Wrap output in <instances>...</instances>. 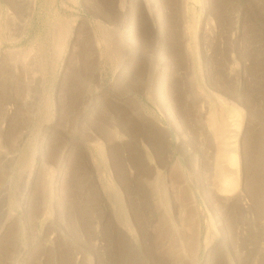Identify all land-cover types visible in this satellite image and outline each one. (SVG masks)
Segmentation results:
<instances>
[{"label":"rangeland","instance_id":"374dc122","mask_svg":"<svg viewBox=\"0 0 264 264\" xmlns=\"http://www.w3.org/2000/svg\"><path fill=\"white\" fill-rule=\"evenodd\" d=\"M27 3L0 0V264H264V0Z\"/></svg>","mask_w":264,"mask_h":264},{"label":"bare ground","instance_id":"6f19581e","mask_svg":"<svg viewBox=\"0 0 264 264\" xmlns=\"http://www.w3.org/2000/svg\"><path fill=\"white\" fill-rule=\"evenodd\" d=\"M28 1V6L26 7V10L24 12V17H26L25 19V24L27 23V25L29 24V21L30 19L32 18L33 14H34V10H35V0H27ZM173 1V0H172ZM175 1V0H174ZM188 0H184V4H185V7H186V10H187V6H186V3H187ZM150 3V1H149ZM168 3V1H167ZM175 3V2H174ZM170 4H173V3H170ZM123 7V5H122ZM109 9V8H108ZM149 9V8H148ZM185 10V11H186ZM124 16V15H123ZM123 18V17H122ZM106 20L108 22H111V19L109 17H106ZM143 21V19H142ZM143 23H145L144 25H146L145 27L147 28V23L146 21L144 20ZM107 36V35H105ZM104 36V37H105ZM109 37V36H108ZM107 39V38H105ZM106 42V41H105ZM109 45V44H108ZM116 53V52H115ZM27 56V55H25ZM25 56H22L21 59H25ZM222 133V132H221ZM224 160L226 161L227 165L230 166V167H236L237 166V161H238V154L237 153H232V152H228V154L226 155V157H224ZM230 177L228 175V173H224L223 177H222V185L224 184H227L229 183L230 181ZM189 247V246H188Z\"/></svg>","mask_w":264,"mask_h":264}]
</instances>
